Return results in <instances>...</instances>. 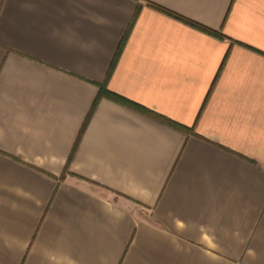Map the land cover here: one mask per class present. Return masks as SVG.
<instances>
[{
	"label": "crops",
	"instance_id": "crops-1",
	"mask_svg": "<svg viewBox=\"0 0 264 264\" xmlns=\"http://www.w3.org/2000/svg\"><path fill=\"white\" fill-rule=\"evenodd\" d=\"M0 264H264V0H0Z\"/></svg>",
	"mask_w": 264,
	"mask_h": 264
},
{
	"label": "trees",
	"instance_id": "trees-1",
	"mask_svg": "<svg viewBox=\"0 0 264 264\" xmlns=\"http://www.w3.org/2000/svg\"><path fill=\"white\" fill-rule=\"evenodd\" d=\"M148 5L151 8H153V9H155V10L161 12V13H164V14H166V15H168V16H170V17H172V18H174V19H176V20H178V21H180V22H182V23H184V24H186V25H188V26H190V27L198 30V31H201V32H203L205 34H208L210 36H213V37H216V38H219V39H222L223 38L221 35L216 34V33L212 32V31H210V30H208L206 28H203V27L199 26L198 24L193 23V22H191V21H189L187 19H184V18H182V17H180L178 15H175V14H173V13H171V12H169V11L163 9V8H160V7L155 6L153 4H148ZM138 13H139V11L137 10V12L135 13V16L133 18V22L136 19ZM132 25H133V23H131V25L129 27V30L125 33L123 39L121 40V43L119 45V48H118V50H117V52H116V54H115V56L113 58V61H112L111 65H110V67H109V70H108V73H107V77H106V81L111 76V74H112V72H113V70H114V68L116 66V63L118 61V58H119L120 53H121V50H122V47H123L124 43L126 42V39L128 37V34H129L130 30H131ZM106 81H105L104 84L97 85L98 95H97V98H96L95 102L93 103V106H92V109H91V112H90L89 116H91L92 112L96 108V105H97L98 101L101 98H105V99H108V100L113 101L115 103H118L120 105H123V106H125L127 108L133 109V110H135V111H137L139 113L151 115V116H153V117L161 120V118H159L158 116H155V115L151 114L147 110H145V109H143V108H141V107H139V106H137V105H135V104L127 101V100H125L124 98H121L120 96H118L116 94H113V93L109 92L107 90V88H106ZM163 122H165L170 127L174 128L176 130L182 131V132H184L186 134H190L191 133L190 131L186 130L185 128L180 127V126H178L176 124H173L171 122H168V121H165V120H163ZM84 129L85 128H83L82 132L84 131ZM77 143H78V141H77ZM77 143L75 144V148L77 146ZM75 148H74V150H75ZM70 160H71V158H70ZM70 160H69V162H70ZM67 170H68V164L66 166L65 172L63 173V175L61 176V178L59 180L62 181L63 179H65V176L68 175Z\"/></svg>",
	"mask_w": 264,
	"mask_h": 264
}]
</instances>
